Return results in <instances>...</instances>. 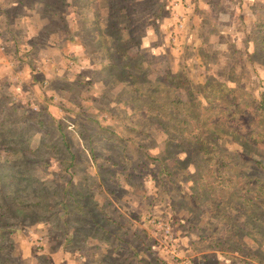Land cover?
<instances>
[{
	"label": "rangeland",
	"instance_id": "obj_1",
	"mask_svg": "<svg viewBox=\"0 0 264 264\" xmlns=\"http://www.w3.org/2000/svg\"><path fill=\"white\" fill-rule=\"evenodd\" d=\"M31 1L36 78L0 87V264H83L89 193L120 240H89L104 264H264V125L239 121L264 89V0ZM182 117L208 138L220 121L207 157Z\"/></svg>",
	"mask_w": 264,
	"mask_h": 264
},
{
	"label": "crops",
	"instance_id": "obj_2",
	"mask_svg": "<svg viewBox=\"0 0 264 264\" xmlns=\"http://www.w3.org/2000/svg\"><path fill=\"white\" fill-rule=\"evenodd\" d=\"M38 14V16H37ZM39 17V13L37 12V2L35 1H27V0H0V87H2V83L6 78L13 77L15 80H22L24 77H27L30 74H33L34 78L37 75V24L39 27H42L41 22H43V18L37 19ZM40 22V23H39ZM45 22V21H44ZM66 36V35H65ZM49 38H52L49 36ZM60 35L57 32L53 36V41L59 39ZM49 42V41H48ZM54 43V42H53ZM52 42H49V46L54 45ZM45 46V45H43ZM48 45L45 47L50 50L48 51L51 54L54 49L48 48ZM14 75V76H13ZM22 78V79H21ZM28 78V77H27ZM26 80V79H25ZM19 81H17L18 83ZM23 82V81H22ZM30 82L33 83L31 80ZM25 86V85H24ZM35 87V85H34ZM24 89V87H23ZM128 180V179H126ZM129 184V183H128ZM115 196V195H114ZM89 199L96 200L94 194L89 193ZM109 200H114L113 197L108 198ZM97 199L96 201H98ZM98 203V202H97ZM103 206L99 205V211H93L99 214V220L95 221L96 218L93 216V213L90 209H84L86 216V222H88L89 226L93 224V233L88 236H85V239L88 241L87 246L88 250L86 254L81 256L83 260V264H104L103 256L97 255L95 252L91 251V245L94 243H89V240L98 242V247H113L115 242H120L117 240L116 236L112 235V231L109 232L103 225H101L100 221L104 220V217L110 218V215H104L106 210H102ZM91 212L92 216L88 213ZM129 213H132V219L130 221L135 223H139L141 217V211L138 207L129 208ZM140 225V224H139ZM131 231V230H130ZM129 231V232H130ZM134 236L137 235V231L133 230L130 232ZM71 238V236H70ZM58 243V242H57ZM127 245L126 241L122 242ZM97 246V245H96ZM121 245H118V247ZM117 249V248H116ZM92 252V253H91ZM134 253V252H133ZM135 254V253H134ZM85 255H87L88 261L85 259ZM138 257V256H137ZM61 258V257H60ZM68 258V257H67ZM69 259V258H68ZM76 259V258H75ZM72 259V260H75ZM62 263L63 261H57V263ZM70 261H65V264H69Z\"/></svg>",
	"mask_w": 264,
	"mask_h": 264
},
{
	"label": "trees",
	"instance_id": "obj_3",
	"mask_svg": "<svg viewBox=\"0 0 264 264\" xmlns=\"http://www.w3.org/2000/svg\"><path fill=\"white\" fill-rule=\"evenodd\" d=\"M258 26L260 27L259 24H258ZM259 33L261 34L262 50L264 51V24H263V28L260 27ZM205 85L206 86L204 88V94H205L204 98L206 100V103L212 104V102H211L212 98L209 99L208 97H213L212 94H213V92H215L217 94V96L213 97V99L215 100V103L217 105H219V103L222 99V95L228 93L229 95L226 96V101L229 103L230 108L235 109L237 107V104L235 103L234 98H233V92H234L233 89L228 88L226 90L227 92H220V90L218 88L214 89V87H215L214 85H210V84H205ZM207 91H212V92H210V94H209V93H207ZM221 93H223V94H221ZM174 105H175L174 109L176 110L177 113H179L180 107H178L177 104H174ZM243 116H245V119H242ZM193 119L194 118H186V117H182V118L178 119L177 123L179 124V126H181V129H182V130L178 129V132H180V133L183 132V133L189 134L190 136L194 137L195 140L199 142V145H200L199 150L201 152V155H204V157H207L208 153H212L211 150L213 149V147H209V144H212L211 140L213 139V137L211 138V135L214 136L213 133L216 134V132H218L220 130V127H219L220 121L217 119V117H215V118L210 119V120L206 119V122L205 121L202 122L201 126L203 128H205L204 129L205 131H207V129L203 124L210 126V128H209L210 130L208 129L209 130L208 133L210 134L209 138H208L199 132L200 129H197V125H195L193 128H191V126L189 125V120H193ZM232 119H234V117L231 115L226 120L230 121ZM239 121L241 122V124H240L241 128L242 127L248 128L247 130L250 132V135H251L249 138H251L252 141H254L255 138H258V139L260 138V136L258 135V132L256 133L252 130V122L264 125V89H263V91H261L259 93V98L257 100H253L252 104H248L245 107V109H244V107L242 108V113L239 117ZM236 132L237 131L235 129H231L230 131H228L226 133L228 135H231V137H234ZM246 134L247 133H244L245 136H246ZM212 158H215V157L212 155ZM212 158L208 157V158L204 159V162L206 163L205 165H207V162H210V164H209L210 169L218 167V166H223L225 164V161L224 160L222 161V159H215L214 161H212ZM180 160L181 159L176 158L174 160V163L179 165L182 162ZM247 192H246V194H247ZM184 195L188 201L193 202L194 200H196V198L194 199V197L196 195V193H194V192L192 194L184 192ZM73 200H80V199L79 198L77 199V197H73ZM243 200H244V198H243ZM246 201H248L247 198H246ZM213 202L216 204V206H215L216 211L219 210L221 199L213 198ZM91 203L94 205V207H97L98 209H100L97 202L92 201ZM77 206L79 207L80 204ZM197 207H199V206H195L194 208H197ZM190 208L192 209L193 207L191 206ZM81 209H82V212H80V213H83L84 215H86L87 213H85L83 207H81L80 210ZM88 213H89V211H88ZM159 264H161V263H159Z\"/></svg>",
	"mask_w": 264,
	"mask_h": 264
},
{
	"label": "built area",
	"instance_id": "obj_4",
	"mask_svg": "<svg viewBox=\"0 0 264 264\" xmlns=\"http://www.w3.org/2000/svg\"><path fill=\"white\" fill-rule=\"evenodd\" d=\"M163 232L167 234L168 233V228L165 227V229H163Z\"/></svg>",
	"mask_w": 264,
	"mask_h": 264
}]
</instances>
